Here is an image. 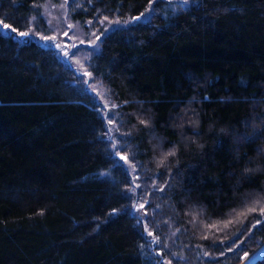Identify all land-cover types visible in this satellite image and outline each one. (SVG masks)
<instances>
[{"label":"trees","instance_id":"1","mask_svg":"<svg viewBox=\"0 0 264 264\" xmlns=\"http://www.w3.org/2000/svg\"><path fill=\"white\" fill-rule=\"evenodd\" d=\"M153 1L67 0L87 31L152 11L80 48L79 70L38 40L65 0H0L34 36L0 31V264H240L264 243V0ZM81 72L108 90L133 176ZM134 167L158 188L150 236Z\"/></svg>","mask_w":264,"mask_h":264},{"label":"rangeland","instance_id":"2","mask_svg":"<svg viewBox=\"0 0 264 264\" xmlns=\"http://www.w3.org/2000/svg\"><path fill=\"white\" fill-rule=\"evenodd\" d=\"M155 1L156 0L149 4L148 7H152ZM149 12H152L150 11V8L147 10L146 14L140 17V19L143 20L148 18ZM49 13L50 21H48L47 34L43 37H54V39L44 40L39 38V42L44 46L56 48L55 50L57 54L60 55L61 59L64 62L70 65L77 66L79 70L82 67H85L84 63L85 60L88 59L89 55V53L84 54V51H82L80 48L85 47L89 50H97L101 39L100 32L103 31L102 33L105 34L116 27L127 26L141 21L140 19H134L128 20L121 24L122 22L117 23V21H120L117 19H102L100 20V22L89 23L88 25L90 29L87 31L83 29L80 24L71 21L69 14V6L67 2H61L58 6L53 7V9H51ZM0 31L5 34L13 35L16 39L20 41L31 39L32 37H34L30 32V35L27 38H21L16 33L10 30H5L3 28V25H0ZM97 37H99V39H97ZM65 53H67V55H65ZM79 77L82 78V81L85 84L88 92H90V94L92 95L93 101L99 107L102 113V117L105 118V136L109 144H111L113 147L112 151L114 156L121 161V163L127 170L129 169V171H131V176H133V172L131 169L133 168V166H130V164L126 162V159L120 158L121 156L126 158L125 154L120 153L121 147L118 144L119 141H116L117 134L121 129L120 127L122 126L121 123H118V115L116 113L117 111L115 110L114 104L110 100L108 90L101 83V81L93 78L89 74L86 75L85 73L81 72V75ZM186 126L190 127L191 125L187 124ZM258 134H260V132H258ZM152 138L154 139L155 137ZM234 141H237L236 136H234ZM154 150L161 154L162 148L160 141H157V144L154 145ZM159 160L155 159V166L157 168H160L159 165H163V162L161 163ZM134 170L137 174H135L134 182L130 190L131 193L134 195L135 201L133 202L132 210L130 212L136 216L137 221L142 224V227L145 230L146 235L148 236L149 234L147 233V225L151 223L147 221V216L151 212V207H149V203L153 199L159 198L155 193L158 188L155 187V184L153 182H150L148 180V177L138 175L139 173L135 167ZM258 199V196L255 195L250 196L249 199L242 200V204L240 205V207H238L239 209H237V211L232 216L235 217L237 215H240L241 212L245 211L246 213H252L251 210L255 208L251 205L252 203L256 204L258 202ZM141 205H143V207H140ZM249 206H251V208ZM247 207H249L248 210ZM244 214L242 215V217L244 216ZM231 217H229V221L233 220V218ZM148 250H150L153 254L155 252L154 246L153 244H151V242L150 245H148ZM263 255L264 243H262L259 248H257L253 253L244 256L240 264H254L258 260H260Z\"/></svg>","mask_w":264,"mask_h":264},{"label":"snow or ice","instance_id":"3","mask_svg":"<svg viewBox=\"0 0 264 264\" xmlns=\"http://www.w3.org/2000/svg\"><path fill=\"white\" fill-rule=\"evenodd\" d=\"M65 2H67V0H65ZM188 2V0H184V3L186 4ZM143 15V14H142ZM135 19H140V17H135ZM117 23H119V21H117ZM0 24H3V28L5 29V30H10V31H12V32H14V33H16L19 37H21V38H27L29 35H30V31H21V30H18L17 28H15V27H11L9 24H7V23H4L2 20H0ZM40 39H44V40H48V39H54V37H52V38H49V37H40ZM97 39H99V37H97ZM65 55H67V53H65ZM86 75H88V73H85ZM110 123H111V121H110ZM142 123H144L143 121H142ZM169 155H173L174 154V152H169L168 153ZM121 159H126L125 157H123V156H121L120 157ZM137 187H138V185H137ZM140 207H143V205H141ZM149 235H152V233L150 232L149 233Z\"/></svg>","mask_w":264,"mask_h":264}]
</instances>
